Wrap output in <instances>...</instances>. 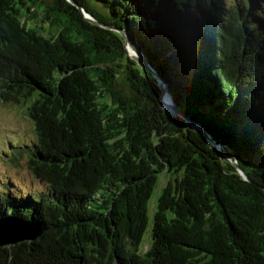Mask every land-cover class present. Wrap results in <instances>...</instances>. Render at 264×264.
Here are the masks:
<instances>
[{"label":"trees","instance_id":"obj_1","mask_svg":"<svg viewBox=\"0 0 264 264\" xmlns=\"http://www.w3.org/2000/svg\"><path fill=\"white\" fill-rule=\"evenodd\" d=\"M74 1L128 30L261 183L264 0ZM126 61L118 37L65 0H0V103L32 131L0 146L31 182L0 173V220L39 231L0 247V264H264V204L192 134H162Z\"/></svg>","mask_w":264,"mask_h":264},{"label":"water","instance_id":"obj_2","mask_svg":"<svg viewBox=\"0 0 264 264\" xmlns=\"http://www.w3.org/2000/svg\"><path fill=\"white\" fill-rule=\"evenodd\" d=\"M65 1L76 9L83 21L100 29L113 32L118 37L120 50L127 60L126 66L143 80L147 88L146 91L152 96L155 106L162 113L163 125L170 128L168 134H162L168 135L170 138H177L172 131H183L192 134L197 143L208 151L222 170L228 168L231 171L230 173L222 172L226 173L227 176L234 174L241 182L250 185L255 192L256 199L264 204V174L260 177L261 183L259 180H256V182L250 178L245 171L244 163L235 154L233 147L214 137L208 131L207 123L199 113L193 114L186 108L181 97L164 79L158 67L147 58L145 52L133 39L131 33L124 28L105 25L96 21L92 15L74 0ZM130 74L129 72V76ZM130 92L134 95L136 94L134 89ZM198 162L203 168H208L211 171L218 170L208 161L204 162L199 159ZM38 234V228L30 222H25L15 217H7L0 220V247L14 245L23 241H32Z\"/></svg>","mask_w":264,"mask_h":264},{"label":"rangeland","instance_id":"obj_3","mask_svg":"<svg viewBox=\"0 0 264 264\" xmlns=\"http://www.w3.org/2000/svg\"><path fill=\"white\" fill-rule=\"evenodd\" d=\"M32 131L29 122L24 115V110L10 103H0V146L8 143L9 138L17 137L19 140H29ZM0 173H8L10 177H16L24 183H31L30 176L25 168H9L6 163L0 162ZM165 184L162 180L161 186ZM36 189L39 188L35 185Z\"/></svg>","mask_w":264,"mask_h":264}]
</instances>
